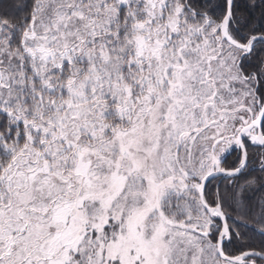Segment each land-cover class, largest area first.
Returning <instances> with one entry per match:
<instances>
[{
	"label": "snow or ice",
	"instance_id": "6c2138e0",
	"mask_svg": "<svg viewBox=\"0 0 264 264\" xmlns=\"http://www.w3.org/2000/svg\"><path fill=\"white\" fill-rule=\"evenodd\" d=\"M0 264H264V0H0Z\"/></svg>",
	"mask_w": 264,
	"mask_h": 264
}]
</instances>
